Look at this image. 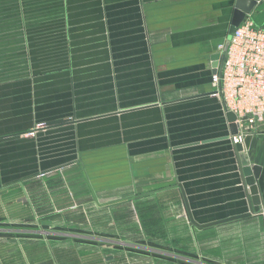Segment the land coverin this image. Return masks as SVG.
<instances>
[{
  "label": "crops",
  "instance_id": "1",
  "mask_svg": "<svg viewBox=\"0 0 264 264\" xmlns=\"http://www.w3.org/2000/svg\"><path fill=\"white\" fill-rule=\"evenodd\" d=\"M234 2L0 0V64L22 49L35 59L43 44L61 50L66 66L39 91L51 107L41 120H60L35 137H20L36 121L34 105L20 100V88L0 84V264H21L13 259L15 226L34 225L38 203L59 216L76 205L73 223L83 236L123 241L132 239L131 209L142 239L149 225L181 221L182 210L197 234L229 237L230 248L220 251L226 264H264V216L199 229L187 212L203 225L248 211L230 123L211 83V57L227 41ZM247 17L264 26V2ZM240 145L260 168L262 209L264 118ZM50 176L58 185L44 186L38 198ZM48 220L66 225L63 217Z\"/></svg>",
  "mask_w": 264,
  "mask_h": 264
},
{
  "label": "rangeland",
  "instance_id": "2",
  "mask_svg": "<svg viewBox=\"0 0 264 264\" xmlns=\"http://www.w3.org/2000/svg\"><path fill=\"white\" fill-rule=\"evenodd\" d=\"M20 56L19 59L0 64V84L5 90L20 88L22 94L26 93V96H22L20 100L34 105L30 108V113L36 121L33 122L32 128L20 134V137H35L36 132L45 130L54 121L60 120L59 117L53 120H41L42 115L43 117L48 115L51 107L48 104L50 99L40 97L42 94L39 91H43L48 85L50 87L54 78L52 76L65 71L66 66L63 61L61 62V50L51 49L43 44L37 46L35 59H33L34 54L30 57L26 49L21 50ZM4 99L10 102L12 97H4ZM37 105L41 107L38 108ZM39 112L42 115H39ZM45 175L46 173L40 176ZM52 177L46 178L43 180L44 185L37 187L38 192H41L37 193L38 198L44 194V186L58 185L54 183ZM39 206L43 205L38 203L34 225L15 226V229L21 230L20 249L19 254L13 259L20 260L21 264H215V262L226 264L228 261V258L220 255V251L226 253L225 251L230 248L228 247L230 244H227L230 242L229 237H224L214 229L197 234V231H193L195 228L191 227L184 218L182 210L179 218L181 221L176 223L170 218V224L166 226L149 225L147 238L142 239L139 233L141 226H135V223L139 222V217L136 215V210L131 209L129 213H134L132 218L134 225L131 227L128 225L131 233L127 236L132 239L123 241L111 239L110 236L103 234L83 236L86 234L78 230L77 224L73 223L76 221V205L70 213H62L60 216L56 214L59 210L53 208L50 210L51 214L58 216L54 218L53 216L49 218L51 214L43 211ZM60 217L66 219L63 222L66 225L51 227L48 219L60 220ZM67 220L72 223L68 225ZM152 220L149 217L147 222ZM118 223H124V219L120 218ZM12 233L17 232H10ZM213 252L218 256H212Z\"/></svg>",
  "mask_w": 264,
  "mask_h": 264
},
{
  "label": "built area",
  "instance_id": "3",
  "mask_svg": "<svg viewBox=\"0 0 264 264\" xmlns=\"http://www.w3.org/2000/svg\"><path fill=\"white\" fill-rule=\"evenodd\" d=\"M219 54L223 60L211 78L213 95L220 99L227 118L234 115L237 133L229 139L237 145L264 118V26L246 16Z\"/></svg>",
  "mask_w": 264,
  "mask_h": 264
},
{
  "label": "water",
  "instance_id": "4",
  "mask_svg": "<svg viewBox=\"0 0 264 264\" xmlns=\"http://www.w3.org/2000/svg\"><path fill=\"white\" fill-rule=\"evenodd\" d=\"M264 2V0H235L234 7H233V13L230 21V25L227 32V41L225 43V50L228 46V41L230 39L231 34L234 32V30L241 24V22L245 19L247 15H249L252 10L260 3ZM211 60L213 62L212 67L216 69L218 65L220 66L222 64L223 56H220V54H216L213 57H211ZM234 120V115L231 113L228 115V121L231 123L230 129H231V135H234L237 133V128L234 124H232V121ZM242 145L237 144L234 146V150L238 157V166L240 173L242 175L243 179V186L246 191L247 201H248V211L246 213H243L239 216H234L230 218H226L224 220H220L217 222H212L209 224H197L194 219L191 216L190 209L187 206V212L189 215V220L191 224L199 229L208 228L212 226L219 225L220 223H226L231 222L243 218H247L251 216L252 214H260L264 216V208L260 209L261 201L258 194L257 186L255 184V179L259 177L260 168L256 165L250 166L248 161L244 158L242 151ZM186 204V200H185Z\"/></svg>",
  "mask_w": 264,
  "mask_h": 264
}]
</instances>
